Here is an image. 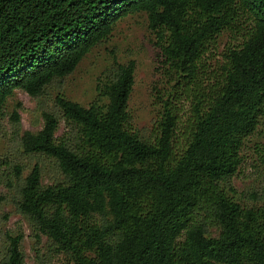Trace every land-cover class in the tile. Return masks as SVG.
Listing matches in <instances>:
<instances>
[{
	"label": "trees",
	"instance_id": "trees-1",
	"mask_svg": "<svg viewBox=\"0 0 264 264\" xmlns=\"http://www.w3.org/2000/svg\"><path fill=\"white\" fill-rule=\"evenodd\" d=\"M140 13L167 87L155 92V138L130 128L136 63L117 64L99 90L106 104L58 95L43 128L24 134V154L38 161L26 178L14 167L16 211L71 264H264V189L260 207L230 195L245 142L264 120V0H0V115L17 90L38 98L62 84ZM243 24L242 44L211 71V47ZM39 160L63 181L44 186ZM23 240L8 237L1 264H27Z\"/></svg>",
	"mask_w": 264,
	"mask_h": 264
},
{
	"label": "rangeland",
	"instance_id": "rangeland-1",
	"mask_svg": "<svg viewBox=\"0 0 264 264\" xmlns=\"http://www.w3.org/2000/svg\"><path fill=\"white\" fill-rule=\"evenodd\" d=\"M237 30L221 34L205 56L206 65L211 71L220 73L228 51L242 44L245 25ZM161 54L155 35L148 27L147 15L132 14L120 21L109 39L95 47L62 84L54 83L38 98L17 90L8 100L0 115V264L6 255L8 237L20 233L24 235L22 248L27 264H71L68 257L56 252L46 237L37 242L29 223L16 211L13 198L21 181L15 180L14 167L21 166L22 178H26L38 161L24 154V134L37 133L43 128V113L54 109L58 95H64L85 108L106 104V98L100 95V88L109 80L117 64L127 65L134 61L136 74L129 104L130 128L140 138L153 140L162 111L155 99V92L160 88L167 89L161 75ZM184 105L183 116L187 120L190 110L187 103ZM15 113L19 115V122L13 119ZM64 132L65 123L62 121L57 136L61 137ZM241 157L242 165L233 179L235 192H230V195L245 207H260L264 189V120L245 142ZM39 162L44 186L63 181L54 163ZM12 180L13 188L9 187ZM212 234L218 236L215 228Z\"/></svg>",
	"mask_w": 264,
	"mask_h": 264
}]
</instances>
